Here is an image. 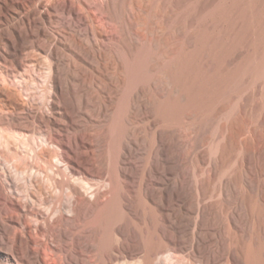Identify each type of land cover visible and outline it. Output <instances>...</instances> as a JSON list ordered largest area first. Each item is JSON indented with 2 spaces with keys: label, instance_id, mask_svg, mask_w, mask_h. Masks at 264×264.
<instances>
[{
  "label": "rangeland",
  "instance_id": "1",
  "mask_svg": "<svg viewBox=\"0 0 264 264\" xmlns=\"http://www.w3.org/2000/svg\"><path fill=\"white\" fill-rule=\"evenodd\" d=\"M0 264H264V0H0Z\"/></svg>",
  "mask_w": 264,
  "mask_h": 264
}]
</instances>
